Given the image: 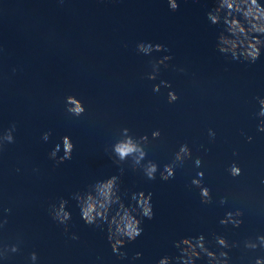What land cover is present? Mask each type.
Segmentation results:
<instances>
[{"label": "clouds", "instance_id": "1", "mask_svg": "<svg viewBox=\"0 0 264 264\" xmlns=\"http://www.w3.org/2000/svg\"><path fill=\"white\" fill-rule=\"evenodd\" d=\"M169 8L172 12L177 11L179 5L177 0H167ZM216 6L206 13V18L211 25H219L223 23V29L216 37V50L226 58L230 57L234 61H243L249 64H254L264 50V5L259 3V0H215ZM138 53L150 55L153 52H167L163 44H152L140 42L136 45ZM171 55H164L157 60L151 62L152 71L148 73L149 80H155L160 73V66L168 68V61L172 60ZM15 71V69H13ZM184 71V69H180ZM161 86L171 89L172 85L166 80H161L160 84L153 85V91L159 92ZM179 99L177 93L173 90L168 91V103H175ZM260 105L256 115L260 118V123L257 125V131L264 132V98L257 97ZM66 111L73 116L79 117L83 115L86 108L83 102L73 95H68L65 99ZM16 125L13 124L6 132L0 134V152L3 151L5 144L15 142L13 132ZM128 128L121 130V138L111 145V155L114 157V162L117 165H123L126 161L131 160V168L133 171L142 170L143 175L148 180H155L156 174L159 171L160 179L168 181L175 176V167L178 164H183L186 159H192V151L188 144H181L179 150L175 153L174 161L170 164H165L160 170L157 163L146 159L147 152L145 145L149 142L148 136L143 135L135 138L130 135ZM243 134V133H242ZM51 133L45 132L42 136L44 141H48ZM153 139H158L161 136L159 129L152 131ZM208 136L211 140L215 139V132L212 129L208 130ZM251 142L252 137H247ZM203 147V145H201ZM63 151V155L58 156V153ZM74 150L72 139L65 135L61 137V143L55 145L52 151L49 152V158L55 161L56 165H60L65 161L71 160ZM205 152L208 149H204ZM237 155V153H233ZM194 165L199 168L202 165L201 158L197 157L194 160ZM229 175L233 178L242 175V169L236 162H233L227 169ZM120 175H112L106 179L97 180L95 183L88 186L82 192L73 194V199L77 202L80 210V218L88 226L95 227L100 231L107 233V241L110 244L111 250L118 259L123 260L127 257V252L122 251L126 244L136 241L143 234L142 221L143 219H154V210L152 201V193L143 191L133 192L131 200L134 204L125 205L120 195V176L124 173V168H119ZM204 173L198 172L197 177L191 181V185L199 188L201 203L211 204L212 195L208 187L203 186ZM264 183V181H261ZM227 202L226 197H221L219 204L223 206ZM68 201L61 198L58 204H52L49 208V214L52 219L62 225L65 234L69 233V221L72 219V214L67 210ZM115 206V209H114ZM4 213H10L11 209L6 208ZM243 212L240 209L235 211H227L219 223L227 226L231 224L233 227H239L243 220ZM7 215L0 218V229L7 225ZM106 225V228H105ZM70 239L78 240L79 236L76 233H71ZM215 245L218 251L210 250L207 246L209 242L203 234L195 237H183L174 242V247L179 250V256L175 258L176 264H196L200 259L207 258V264H230L229 251L232 248L239 247L237 242H229L224 236L216 235L214 237ZM243 247L245 249L256 250L264 248V235H258L253 241L245 240ZM19 244L4 245L0 247V259H8L9 253L18 252ZM142 253L136 252L133 259H139ZM29 259L32 264H36L38 259L35 251L29 254ZM157 264H173V259L169 256H163ZM254 264H264V257H257Z\"/></svg>", "mask_w": 264, "mask_h": 264}]
</instances>
